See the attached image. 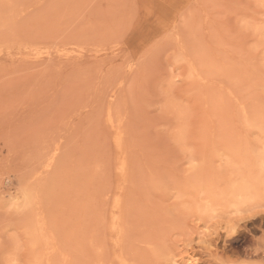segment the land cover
I'll use <instances>...</instances> for the list:
<instances>
[{
    "label": "rangeland",
    "instance_id": "rangeland-1",
    "mask_svg": "<svg viewBox=\"0 0 264 264\" xmlns=\"http://www.w3.org/2000/svg\"><path fill=\"white\" fill-rule=\"evenodd\" d=\"M0 264H264V0H0Z\"/></svg>",
    "mask_w": 264,
    "mask_h": 264
},
{
    "label": "bare ground",
    "instance_id": "bare-ground-1",
    "mask_svg": "<svg viewBox=\"0 0 264 264\" xmlns=\"http://www.w3.org/2000/svg\"><path fill=\"white\" fill-rule=\"evenodd\" d=\"M170 2V1H169ZM165 6V5H164ZM241 198V197H240ZM200 212V211H199ZM237 212V211H236ZM213 215H214V213H213ZM245 217V216H244ZM226 222V221H225ZM233 229V228H232ZM236 231V230H235ZM122 252V251H121Z\"/></svg>",
    "mask_w": 264,
    "mask_h": 264
}]
</instances>
